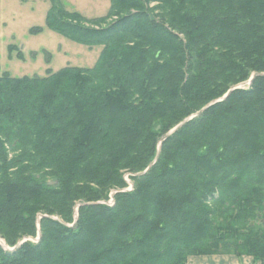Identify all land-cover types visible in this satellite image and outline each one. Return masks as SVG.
<instances>
[{
  "label": "trees",
  "instance_id": "1",
  "mask_svg": "<svg viewBox=\"0 0 264 264\" xmlns=\"http://www.w3.org/2000/svg\"><path fill=\"white\" fill-rule=\"evenodd\" d=\"M109 2L49 0L92 67L0 75V264H264V0Z\"/></svg>",
  "mask_w": 264,
  "mask_h": 264
},
{
  "label": "rangeland",
  "instance_id": "2",
  "mask_svg": "<svg viewBox=\"0 0 264 264\" xmlns=\"http://www.w3.org/2000/svg\"><path fill=\"white\" fill-rule=\"evenodd\" d=\"M60 2L67 10L77 12L86 19L103 17L102 21L96 24L99 27L113 19L105 17L110 6L109 0ZM49 6V0H0V75L8 72L12 77L45 76L48 69L57 71L67 66L90 68L96 63L101 46L87 47L72 42L46 27L45 17ZM32 27H41L42 31L35 35L30 34ZM124 180L126 186L123 189L132 190L133 182L128 172L124 174ZM114 192L115 190L110 191L107 202H111ZM38 236L40 237L39 232L37 237L26 236L22 240L35 241ZM0 244L7 247L1 237ZM245 257V261L242 260L240 264H256L251 262V257ZM218 258H221V264H237L226 260V256ZM218 258L213 256L200 260V263L193 259L191 263L215 264L219 263Z\"/></svg>",
  "mask_w": 264,
  "mask_h": 264
},
{
  "label": "water",
  "instance_id": "3",
  "mask_svg": "<svg viewBox=\"0 0 264 264\" xmlns=\"http://www.w3.org/2000/svg\"><path fill=\"white\" fill-rule=\"evenodd\" d=\"M258 75V73H253L251 75V77L249 78V80H247L246 82L240 84V85H237L235 87H232L222 98H220L219 100L217 101H220V100H223L225 97H227V95L230 93L231 90H233L234 88H238V87H241V86H244V85H250L251 81L253 80V78ZM214 102L216 101H213L211 102L210 104H213ZM208 104V105H210ZM207 105V106H208ZM207 106H205L204 108H202L197 114H199L201 111H203ZM197 114L195 115H192L190 117H187L185 118L182 122H180L178 125H176L174 128H172L161 140L163 141L165 138H167L168 136H170L172 133H174L178 128L182 127L186 122H188L191 118H193L194 116H196ZM154 163V162H153ZM52 184H55V182H49V185H52ZM39 237V236H38ZM25 240H22L21 242H19L15 247H17L18 245H20L22 242H24ZM14 249V248H12Z\"/></svg>",
  "mask_w": 264,
  "mask_h": 264
},
{
  "label": "crops",
  "instance_id": "4",
  "mask_svg": "<svg viewBox=\"0 0 264 264\" xmlns=\"http://www.w3.org/2000/svg\"><path fill=\"white\" fill-rule=\"evenodd\" d=\"M213 256H216V258H218L219 256H226V257H228V258H225L226 260L229 259L232 262L237 263V264H240V262L242 260L245 261V258H246L245 256L238 258V257L233 256V255L192 256V257L188 258L187 264H192L191 262L193 261V259H195L196 261H198L200 263V260L213 258ZM189 259H190V263H189ZM218 259H219V263H215V264H221L220 263V262H222V261H220L221 258H218ZM215 262H217V261H215ZM251 262H253L252 259H251ZM256 264H258V263H256Z\"/></svg>",
  "mask_w": 264,
  "mask_h": 264
},
{
  "label": "built area",
  "instance_id": "5",
  "mask_svg": "<svg viewBox=\"0 0 264 264\" xmlns=\"http://www.w3.org/2000/svg\"><path fill=\"white\" fill-rule=\"evenodd\" d=\"M111 202H112V200H111ZM111 202H109V203H111Z\"/></svg>",
  "mask_w": 264,
  "mask_h": 264
}]
</instances>
